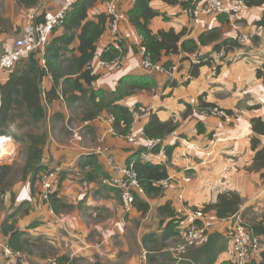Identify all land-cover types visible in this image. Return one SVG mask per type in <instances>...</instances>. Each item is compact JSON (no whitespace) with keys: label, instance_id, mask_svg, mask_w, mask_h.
Instances as JSON below:
<instances>
[{"label":"crops","instance_id":"1","mask_svg":"<svg viewBox=\"0 0 264 264\" xmlns=\"http://www.w3.org/2000/svg\"><path fill=\"white\" fill-rule=\"evenodd\" d=\"M1 1L10 6L12 16L14 9L19 12L15 19L21 23L33 11L41 14L57 11L64 0H41L32 8L20 6L16 0ZM107 1L95 0L89 9L90 15L106 12ZM116 1L125 12L134 3L133 0ZM151 5L160 13L149 21V27L155 33L174 28L177 32L184 31L183 41L198 40L202 33L217 29L219 36L216 39L200 45L198 51L201 54L210 56L216 52V44L228 39L236 40L242 32L258 31V35L252 43L238 44L228 50L230 59L218 70L204 65L198 76L190 77V61L183 59L188 55L186 52L163 57V61L178 64V70L172 75L144 69L139 47L131 43L128 35L131 21L123 22L125 63L119 69L98 70L96 88L108 95L118 89L123 78L148 75L153 79L152 89L133 91L123 97L122 102L132 110L137 104L146 110L135 117L134 128L139 131H144L151 113L157 114L162 121L172 119L177 123V128L164 136L167 149L172 147L166 164L171 186L137 195L135 203L128 209L125 192L102 184V178L113 175L115 171L106 157L95 150L102 146L100 137L104 136V143L111 147L116 162L125 165L138 152L140 145L128 142L123 134L110 130L107 124L95 120V117L80 119L82 115L77 116L78 113L69 109L60 96L47 105L48 114L39 131L48 132L43 170L60 168L57 194L69 206L55 212L40 198L39 182L33 185L30 175L23 178L19 172L5 193L0 191V262L1 243L8 240L1 225L18 208L20 211L10 221L26 233L24 236L33 239L28 245L29 250L23 253L21 264H45L50 256L61 261L69 260L72 264H210V261L219 264L226 259L223 246H226L229 225L241 221V211L245 208L264 207V167L260 170L252 168L256 154L252 138L258 137L260 146L264 144V136L257 135L252 126L254 118L264 119V78L257 74L259 70L264 73V27L257 24L264 14V5L249 6L233 20L222 14H202L199 23L184 11L181 3L152 0ZM110 40L111 33L107 28L100 37L96 60ZM13 46L12 36L0 32V51H9ZM188 79L189 82L184 83ZM173 82L177 84L173 85ZM51 86V77H44V90ZM200 99L227 110L232 121L198 110ZM188 105L191 108L185 115ZM58 114L60 117L54 120ZM85 121L90 123L85 125ZM73 124L75 128L84 126L80 140L73 139L70 130ZM13 130L16 131L15 126ZM90 136L92 138L86 141ZM6 138L12 150L0 157V164H5L6 159L12 162L10 165L23 169L27 161L24 143L16 142L12 137ZM224 192L241 196V211L227 218H218L215 210L205 212L207 234L203 240L208 239V242L177 263L169 247L179 243L181 235L174 233L172 226L168 225L171 215L162 213L160 207L169 204L177 217V210L184 205L179 198L180 193H184L189 206L204 208L217 202L219 194ZM39 243L47 244L49 250H42ZM208 248L213 252L206 256L205 249ZM144 251H147L146 255Z\"/></svg>","mask_w":264,"mask_h":264},{"label":"trees","instance_id":"2","mask_svg":"<svg viewBox=\"0 0 264 264\" xmlns=\"http://www.w3.org/2000/svg\"><path fill=\"white\" fill-rule=\"evenodd\" d=\"M20 6L25 8L36 7L41 0H16ZM95 0H79L67 12L63 23L54 28L50 40L46 45L43 55L44 63L38 52L34 54L36 63L30 58L22 59L9 69L4 78L0 81V136L12 137L16 142L24 143V149L27 154L26 165L21 169L23 178L30 175L31 183L34 185L39 182L41 174L45 171L43 164L44 148L48 143V132L39 129L44 126V120L48 114L47 105L62 96L69 109L77 116L82 115L80 119L88 120L96 117L97 114L104 112H113L117 120L114 124L115 130L120 134H125L129 130L135 117V111L144 109L137 104L135 109H131L122 102L123 97L135 90H150L154 86L153 79L148 75L133 76L123 78L118 89L108 95H105L100 89L92 87V82L97 81V75H92L88 65L94 61L98 54V44L100 37L107 30L111 17L106 12L90 15L89 9ZM152 0H134L133 6L125 12L131 24L143 36V45L149 50L152 59L156 62H163L165 66L173 64L170 60L163 61V57L171 54L186 52L187 54L197 51L200 45H205L219 36L218 30L213 29L202 33L198 40L186 39L182 41L184 31L177 32L174 28L168 30L161 29L153 32L149 27V21L160 13L151 5ZM168 3H181L187 5V1L164 0ZM250 7L264 5V0H244ZM120 9V8H119ZM42 13V12H41ZM40 12L36 16L37 21L42 20L43 14ZM259 26L264 27V14L257 22ZM59 29H61L59 31ZM114 40L108 42L105 51L100 55L101 59H111L118 55V50L113 48ZM239 43L235 39H228L223 43L216 44L214 50L222 48L230 50ZM202 60L195 63L189 60L187 55L183 59L190 61V77L198 76L199 70L204 65H210L208 60H204L209 55L201 54ZM211 66V65H210ZM221 65L214 68L218 70ZM50 76L52 79L51 88L46 91L43 88L44 77ZM189 79L184 81L188 83ZM169 82L167 83V85ZM176 85L177 82H173ZM202 98V97H201ZM208 106H215L200 99L197 105L198 110ZM191 105H188V114ZM84 109V112L79 111ZM60 117V114L54 116ZM71 118L69 119V121ZM16 127V131L13 130ZM253 130L257 135L264 136V119L258 117L252 120ZM177 128V123L171 120L162 121L160 117L151 113L150 119L144 127V134L149 137H164ZM25 129V130H23ZM260 140L254 136L252 138V147L256 151L254 157L253 169L260 170L264 167V144L260 146ZM172 147L168 148V154L171 155ZM141 152H138L131 158L133 159ZM129 162V161H128ZM85 169V168H84ZM137 174L144 184L147 193H153L160 190L154 182L156 180L167 178L165 164L145 163L138 160L135 164ZM43 170V171H42ZM13 171V166L0 164V191L5 190L12 185V180L8 176ZM42 171V172H41ZM40 198H42L39 191ZM243 200L241 196L234 192H224L219 194L217 202L204 208V212L215 210L218 218H227L239 213ZM52 209L57 212L60 208L68 207L69 204L63 203L58 197L57 190L50 196ZM19 209V210H18ZM14 210L2 223L1 230L8 236L5 242L13 249L24 253L29 250L30 237L24 236L16 228L15 223L11 222L20 208ZM162 213L171 215L168 225L172 226L176 235L181 231L178 227V219L172 213L169 204L160 207ZM252 212V218L249 222L243 221L254 233L264 238V210H256L255 206H249L241 211L242 216H247ZM173 216V217H172ZM168 234H165L167 237ZM166 239V238H165ZM60 261L61 259L58 258ZM22 259L18 264H21ZM226 260L219 264H226ZM264 264V248L262 250V259L256 263Z\"/></svg>","mask_w":264,"mask_h":264},{"label":"built area","instance_id":"3","mask_svg":"<svg viewBox=\"0 0 264 264\" xmlns=\"http://www.w3.org/2000/svg\"><path fill=\"white\" fill-rule=\"evenodd\" d=\"M77 1L79 0H64L57 11H45L40 21L36 19L37 12L33 11L31 13L32 15L26 20L20 35L15 39L13 48L9 51H0V81L16 62L30 58L33 52L34 54L38 52L44 63L43 55L54 28L63 23L67 12ZM187 2V5L184 6V11L193 18L195 23H199L202 14H222L233 20L249 8L244 0H188ZM106 11L111 17L108 29L111 33V39L114 40L112 47L118 50L119 53L111 59L99 58L90 62L88 68L92 75H97L100 69H119L125 63L121 25L123 22L129 23V18L125 12L119 9L116 0L107 1ZM128 35L131 43L139 47L141 64L144 69L151 72H166L171 75L178 70V64L173 63L170 66H165L161 62L154 61L149 50L143 45V36L132 25L128 26ZM256 35H258V31L242 32L237 36L236 40L239 44L252 43ZM188 56L191 62L197 63L202 60L201 53L198 50L188 54ZM229 59L226 48H222L204 58V60L209 61L213 68L226 63ZM96 82H92V87H96ZM193 101L195 102L194 99ZM141 111L146 110L141 109ZM141 111H135L134 117L141 115ZM201 111L221 116L226 121H232V115L227 110L217 106H208ZM95 120L107 124L110 130L115 131L114 124L117 117L113 112L99 113L96 115ZM89 123L90 121L84 122L85 125ZM70 128L73 139L80 140L84 126L79 128L70 126ZM123 135L128 142L139 144L141 148V152L125 165H119L116 162V157L111 152V147L104 143V136L100 137L102 146L97 147L95 152L99 155H104L113 171H115L113 175L103 177L102 184L125 192L129 209L135 203L137 195L147 193L135 169L136 162L140 160L145 163L166 165L169 160V154L164 137L146 136L144 131L134 128V121L127 133ZM0 137L7 139L4 136ZM210 155L211 153H208V156ZM60 177V168L58 167L48 169L40 176V193L47 204H50V196L60 185ZM154 184L160 188L167 189L171 186V177L168 176L167 178L156 180ZM179 198L184 202L183 207L177 210L181 241L169 247L177 263L185 258L184 256L188 253L191 246L202 241L207 234L206 213L204 210L186 204L184 193H180ZM231 232L233 240L231 247L227 250L226 264L258 263L262 259L264 238L254 234L242 221L234 223ZM146 254L147 251H144V255ZM1 255L0 264H18L24 254L3 241L1 243ZM45 264H72V262L69 260L60 261L58 257L50 256L46 259Z\"/></svg>","mask_w":264,"mask_h":264},{"label":"rangeland","instance_id":"4","mask_svg":"<svg viewBox=\"0 0 264 264\" xmlns=\"http://www.w3.org/2000/svg\"><path fill=\"white\" fill-rule=\"evenodd\" d=\"M117 5H118V2H117ZM119 7V6H118ZM120 8V7H119ZM9 9H10V6H8L6 3H4V2H0V32H6L7 34H9L10 36H12V38L14 39V41H15V39L18 37V34H20V32H21V28L24 26V24H25V22H26V20H28V18H29V14H27L26 16H25V19L24 20H22L21 21V23H19L18 22V19L16 18L15 19V17L18 15V11L16 10V9H14V13H13V16H12V12H10L9 11ZM121 11H123L122 9H120ZM123 12H125V11H123ZM2 49V48H1ZM216 70V69H215ZM258 76H260V77H263L264 78V73L261 71V70H259L258 71ZM135 91H137V90H135ZM133 92V91H132ZM132 92H130V93H132ZM139 111H141V110H139ZM79 112H84V109H81ZM72 128H75L74 126H76L75 124H73V125H70ZM23 130H25V129H23ZM83 134H85V132L83 133ZM92 137L90 136L89 138H87L86 139V141L89 139H91ZM13 143V142H12ZM14 145V144H13ZM12 153H13V151H12ZM21 152H19V154H20ZM4 163L5 164H3V165H6V166H13V171H12V173H10V175L8 176V180L9 181H13L20 173V171H21V169H20V167H16V166H14V165H10V164H12V162H9V161H7L6 159H5V161H4ZM192 207H196V206H192ZM257 211H259L260 213H261V211L262 210H264V207H260V208H257L256 209ZM252 212H249V214L247 215V216H242L241 215V221L243 222V221H246V222H249V220L248 219H250V218H252ZM65 224H66V222H65ZM67 225V224H66ZM233 225L234 224H231V225H229V228H228V230H227V233H226V236H225V240H226V246H223V250L225 249V252H226V256H227V250L231 247V245H232V240H233V238H232V232H231V229H232V227H233ZM32 239V238H31ZM33 240V239H32ZM177 240H179V238L177 239ZM208 242V239H205V240H203V241H201V242H199L197 245H193V246H191L190 248H189V250H188V253L184 256L185 258L187 257V256H189L190 255V253L193 251V250H196V249H201L203 246H204V244H206ZM202 243H203V245H202ZM175 244H177V243H175ZM174 243L172 244V245H175ZM39 246H41L42 247V250H44V251H48L49 250V247H48V245L47 244H45V243H39L38 244ZM156 247H157V244H156ZM209 248L208 249H205V252H206V256H208L209 255V253H212L213 252V250H209ZM224 252V253H225ZM172 254V253H171ZM173 255V254H172ZM173 257V256H172ZM184 258V259H185ZM176 260V259H175ZM180 262H182V261H180ZM210 264H212L213 263V261H210L209 262Z\"/></svg>","mask_w":264,"mask_h":264},{"label":"bare ground","instance_id":"5","mask_svg":"<svg viewBox=\"0 0 264 264\" xmlns=\"http://www.w3.org/2000/svg\"><path fill=\"white\" fill-rule=\"evenodd\" d=\"M11 150L12 148L10 146V141L8 139L0 137V157L9 154Z\"/></svg>","mask_w":264,"mask_h":264},{"label":"water","instance_id":"6","mask_svg":"<svg viewBox=\"0 0 264 264\" xmlns=\"http://www.w3.org/2000/svg\"><path fill=\"white\" fill-rule=\"evenodd\" d=\"M30 59H31L34 63H36V60H35V58H34V52L30 55Z\"/></svg>","mask_w":264,"mask_h":264}]
</instances>
